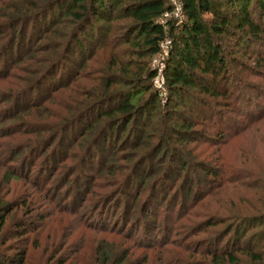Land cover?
Returning <instances> with one entry per match:
<instances>
[{
  "label": "rangeland",
  "instance_id": "374dc122",
  "mask_svg": "<svg viewBox=\"0 0 264 264\" xmlns=\"http://www.w3.org/2000/svg\"><path fill=\"white\" fill-rule=\"evenodd\" d=\"M28 1L0 0L1 259L24 253L23 264H101L102 245L124 256L120 264H264V41L246 54H232L224 42L228 95L203 97V105L184 101L182 116L165 104L162 72L158 84L151 81L158 101L146 123L104 144L107 119L96 118L115 102L89 110L77 93L95 89L103 99L110 89L129 90L143 69H154L156 55L119 39L106 45L111 35L99 32L89 59L26 92L27 47L41 37L52 49L58 35L34 32L32 42L25 36L23 48L7 54L9 19ZM108 80L116 83L105 91ZM178 117L192 126L191 141L177 144L165 139L167 129L161 133L162 122L179 125ZM162 143L168 168L152 175Z\"/></svg>",
  "mask_w": 264,
  "mask_h": 264
},
{
  "label": "trees",
  "instance_id": "16d2710c",
  "mask_svg": "<svg viewBox=\"0 0 264 264\" xmlns=\"http://www.w3.org/2000/svg\"><path fill=\"white\" fill-rule=\"evenodd\" d=\"M124 1L130 2L124 5ZM28 2L9 19L11 33L8 37L7 54H11L14 47L15 50L23 48L22 41L25 36L27 42H32L34 32H40L45 36L44 38L58 35L52 49L45 47L46 43L39 44L41 37H38L31 47H27L24 59L29 63L30 69H26V72L32 81L26 84L27 87L25 86L24 89L26 92L33 91L47 78L49 80L52 76L63 73V70H67L65 67L67 64L73 65L77 60L81 62L89 59L90 45L94 41L97 42L94 34H100L99 32H102L100 35L102 38L111 35V38L106 39V45L111 44L112 47L114 41L119 39L129 46H135L137 52L141 51L147 57L156 55L159 42L164 37H169L170 50L162 71L167 88L165 104L170 107V113L182 116L183 113L177 108L184 101L201 103L203 97L213 99L228 95L230 76L227 73L224 42L230 44L229 51L232 54H246L249 49L256 48L258 44L262 45L264 41V0H180L184 19L178 26H174L170 21L164 26L159 24L161 14L169 9L167 0H31ZM57 12L58 18L53 19ZM203 16L206 18L204 19ZM124 18L129 19L126 25L110 26L112 21H121ZM29 27L31 31L26 34ZM1 30L3 29L0 27V35H2ZM102 38L98 35L97 40ZM141 72V79L136 80L137 85H134V81H130L133 82L131 84L133 87L129 90H125L124 87L110 89L103 99V92L95 93V89L94 91L88 89L87 93H77V96L81 97L80 102H88L84 108L89 110L115 102L112 109L101 112L96 118V120L107 119L105 129L107 131L99 132L104 144H110L114 135L116 137V134H122L130 124L146 123V118L152 114L158 101L157 93L151 88L155 72L150 68H145ZM104 83L107 91L116 82L108 80ZM99 94L100 98L96 100ZM91 95L94 96V100H89ZM7 101L4 99L1 102ZM176 120L180 122L179 125L172 121L169 123V119L161 123V133L166 129L169 132V136L165 139L168 140L169 137L177 144L186 140L191 141L192 126L179 117ZM163 146L162 143L157 149L158 152L154 153L156 162L161 160L152 175L160 169L168 168L163 166ZM177 160L176 164L180 170L188 168L183 160L180 158ZM150 176L148 175L144 180L149 179ZM130 181L129 179L127 182ZM4 216L0 215V228ZM96 249L101 264H118L117 262L120 264L124 260L123 255L119 258V255L108 253L102 245H98ZM223 255L228 262H233L232 254L224 250ZM211 260L214 258L212 257ZM24 261V253H18L9 261L0 257V264H23ZM65 262L60 261L58 264Z\"/></svg>",
  "mask_w": 264,
  "mask_h": 264
},
{
  "label": "built area",
  "instance_id": "2783aa9c",
  "mask_svg": "<svg viewBox=\"0 0 264 264\" xmlns=\"http://www.w3.org/2000/svg\"><path fill=\"white\" fill-rule=\"evenodd\" d=\"M172 22L174 26H178L183 22V11L182 3L180 0H171L169 4V9L163 12L159 19L160 25H165L166 22ZM171 41L169 37H164L158 44V52L152 61L155 77L153 78L156 84L159 83L158 79H161V73L164 69V64L162 63L163 56L167 58L170 50Z\"/></svg>",
  "mask_w": 264,
  "mask_h": 264
}]
</instances>
